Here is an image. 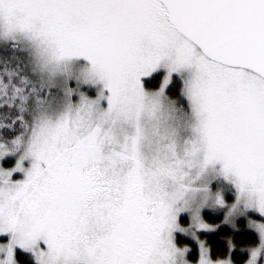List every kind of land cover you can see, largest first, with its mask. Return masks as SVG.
<instances>
[{"label": "snow or ice", "instance_id": "snow-or-ice-1", "mask_svg": "<svg viewBox=\"0 0 264 264\" xmlns=\"http://www.w3.org/2000/svg\"><path fill=\"white\" fill-rule=\"evenodd\" d=\"M206 209L264 264V0H0V264H235Z\"/></svg>", "mask_w": 264, "mask_h": 264}, {"label": "trees", "instance_id": "trees-1", "mask_svg": "<svg viewBox=\"0 0 264 264\" xmlns=\"http://www.w3.org/2000/svg\"><path fill=\"white\" fill-rule=\"evenodd\" d=\"M155 83L156 82L153 81L151 86H154ZM204 216L205 219L211 223H221L215 232L201 234V237L210 248L213 258L226 256L228 254V241L231 240L235 245V248L232 250V259L235 264H243L246 259L244 249L257 242L258 237L256 233L247 228L245 220L238 222L239 230H235L230 226L223 224V213L213 214L206 212ZM178 242L180 245L187 244L192 248V252L189 255L191 261L195 262L198 260V247L192 240L180 237L178 238Z\"/></svg>", "mask_w": 264, "mask_h": 264}, {"label": "rangeland", "instance_id": "rangeland-1", "mask_svg": "<svg viewBox=\"0 0 264 264\" xmlns=\"http://www.w3.org/2000/svg\"><path fill=\"white\" fill-rule=\"evenodd\" d=\"M226 199H228V202L231 203V194H227V195H226ZM206 212H210V213H213V214L223 213V216H224V214H225V210H224V209H217V210H208V209H206V210L202 213V215H203V219H204V221H205L206 223H208V224H210V225H218V227H217L214 231H205V230L195 229V231L197 232V235L199 236L200 240H203V241H204V239L201 237V234H202V233L215 232V231L219 228V226H220V224H221V223H219V224H218V223H211V222H209L208 220H206V219H205V216H204V214H205ZM252 218H253V219H258V215H253ZM223 220H224V219H223ZM245 221H246V224H247V220H245ZM190 223H191L190 218L187 217V216H185V217H184V220H183V224H184V226L187 227ZM223 224H224V223H223ZM225 225H228V224H225ZM228 226H230V227L232 228L231 225H228ZM238 227H239V224H238ZM235 230H236V229H235ZM249 230H251V229H249ZM251 231H253V230H251ZM253 232H254V231H253ZM178 237H184V238H188V239L192 240V241L197 245V247H198V254H199V245H198V243H197V241H196L195 239H193L191 236L184 235V234H178ZM185 245L189 247V249H190V253H189V255H190L191 252H192V248H191L189 245H187V244H184V245H181V246H185ZM189 259H190V258H189ZM198 259H199V257H198ZM190 261H191V260H190ZM197 261H198V260H197ZM197 261H195V262L191 261V264H197Z\"/></svg>", "mask_w": 264, "mask_h": 264}, {"label": "flooded vegetation", "instance_id": "flooded-vegetation-1", "mask_svg": "<svg viewBox=\"0 0 264 264\" xmlns=\"http://www.w3.org/2000/svg\"><path fill=\"white\" fill-rule=\"evenodd\" d=\"M178 238H180V237H178ZM182 238V237H181Z\"/></svg>", "mask_w": 264, "mask_h": 264}]
</instances>
